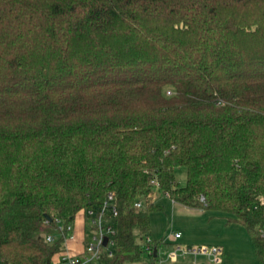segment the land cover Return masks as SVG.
Here are the masks:
<instances>
[{
  "label": "trees",
  "instance_id": "obj_1",
  "mask_svg": "<svg viewBox=\"0 0 264 264\" xmlns=\"http://www.w3.org/2000/svg\"><path fill=\"white\" fill-rule=\"evenodd\" d=\"M154 190L264 264V0H0V264H52L109 195L101 263L157 264Z\"/></svg>",
  "mask_w": 264,
  "mask_h": 264
},
{
  "label": "rangeland",
  "instance_id": "obj_2",
  "mask_svg": "<svg viewBox=\"0 0 264 264\" xmlns=\"http://www.w3.org/2000/svg\"><path fill=\"white\" fill-rule=\"evenodd\" d=\"M175 180L179 186L185 185V170L183 168L175 169ZM153 194L157 195L155 206L159 209L152 211L149 215V234L152 240L156 242L163 241L164 244L160 248L159 258L163 261V264H188L194 261L186 256L179 262L178 260L182 257V254L178 252L174 259L168 260V255L173 252L176 247L180 248H201V247H217L222 248L224 245L223 253L224 256L220 258L219 264H257V258L254 254L248 235L245 230L238 224H232L225 227V221L228 215L217 213L213 214L216 222H222V227L217 228L219 224L213 225L212 233L207 232L205 226L192 227L187 219H190L193 224L197 223V214H194L191 210L185 209L182 206L173 205L171 201L158 193L157 190L153 191ZM151 195V201L154 200V195ZM221 217L223 219H221ZM189 225L190 235L198 237L195 243L183 244L181 241L176 243L169 242L170 233L173 231H182V227ZM170 228L173 230L171 231ZM199 230L200 233L197 231ZM198 235V236H195ZM223 244V245H222ZM225 250V251H224ZM205 259L203 256H198L197 261ZM205 261L209 263L206 259ZM196 262V261H195Z\"/></svg>",
  "mask_w": 264,
  "mask_h": 264
},
{
  "label": "built area",
  "instance_id": "obj_3",
  "mask_svg": "<svg viewBox=\"0 0 264 264\" xmlns=\"http://www.w3.org/2000/svg\"><path fill=\"white\" fill-rule=\"evenodd\" d=\"M150 185L156 186L155 180H151ZM200 201H204L202 197L200 198ZM135 207L140 208L141 203H136ZM83 213L88 229L82 252L78 254H72L65 250L67 241L74 238L73 224H69L64 228H61V233L65 235L64 250L58 253L55 264H102L101 261L104 256H111L110 248L113 245L112 236L114 235V230L110 222L116 217L117 214L115 208L112 207V196L109 195L107 197L100 210H87ZM57 223L59 222L57 221ZM170 234L172 235L174 241H177L180 238V233L172 232ZM104 239L107 240L105 245H103ZM46 241L52 242L53 237L47 236ZM142 241L144 251L147 254L156 251L158 259L157 264H163V261L160 260L159 255L160 248L163 246L164 242L160 241L159 248L156 249L153 245L154 241L149 236H145ZM178 252L182 254V257L180 258L181 260L186 256H189L192 259H196L198 256H203L211 264H218L223 254L222 249L217 247H201L193 249H183L176 247L173 252L168 255V260L174 259Z\"/></svg>",
  "mask_w": 264,
  "mask_h": 264
},
{
  "label": "crops",
  "instance_id": "obj_4",
  "mask_svg": "<svg viewBox=\"0 0 264 264\" xmlns=\"http://www.w3.org/2000/svg\"><path fill=\"white\" fill-rule=\"evenodd\" d=\"M158 193H160V192L158 191ZM153 195L155 198L152 201V203H155V201L157 199V195L156 194H153ZM171 203L173 205H176L173 202H171ZM183 208H185V207H183ZM185 209L191 210L192 212H194V214H197V217H196V219L198 220L197 223L193 224L190 219H187V221L190 222V225L192 224L191 225L192 227L205 226V227H207V228H205L206 231L212 233V230H211L212 228H210L211 226L219 224V226H217L218 229H220L223 226L222 222H216L217 219H215V217H213V214L215 215L218 212H211V211H206L203 209H189V208H185ZM221 219H223V218L221 217ZM232 224H234V223H232ZM232 224H230V225H232ZM188 226L185 225L184 227H182L183 229H181L182 230L181 232L180 231H177V232L173 231L170 228V230L173 231V233H180V238L177 241H181L183 244L195 243L194 241L198 240L197 239L198 237H193L190 235ZM224 226L228 227L229 225L224 224ZM73 228H74V238L72 240L67 241L65 250L69 251L72 254H78V253H81L83 250L84 243L86 241V233H87V229H88L87 222L85 220V216H84V213L82 211L79 212L75 216V219L73 221ZM197 231L200 233L199 230H197ZM148 236L151 238L150 234H148ZM195 236H198V235H195ZM193 239H197V240H193ZM153 241H155V240H153ZM177 241H174L172 235L170 234L169 242L175 243ZM141 243H143V241H141ZM223 247H224V245H223ZM223 249H222V253H223ZM222 256H224V253L222 254ZM57 257H58V254H56L52 258V264H55ZM197 258L196 259L191 258L194 262L193 263L188 262V264H208L205 261V259L202 258V259L197 261ZM142 260L143 261H141L140 264H145L146 261H145L144 257ZM178 261L181 262V259H179Z\"/></svg>",
  "mask_w": 264,
  "mask_h": 264
},
{
  "label": "water",
  "instance_id": "obj_5",
  "mask_svg": "<svg viewBox=\"0 0 264 264\" xmlns=\"http://www.w3.org/2000/svg\"><path fill=\"white\" fill-rule=\"evenodd\" d=\"M106 239H104V241H103V245H105L106 244ZM156 254V251H154V255Z\"/></svg>",
  "mask_w": 264,
  "mask_h": 264
}]
</instances>
